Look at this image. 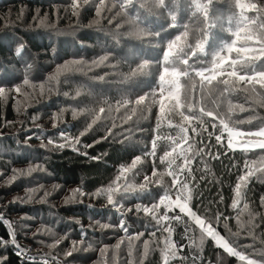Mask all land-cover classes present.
I'll list each match as a JSON object with an SVG mask.
<instances>
[{"label":"trees","instance_id":"trees-1","mask_svg":"<svg viewBox=\"0 0 264 264\" xmlns=\"http://www.w3.org/2000/svg\"><path fill=\"white\" fill-rule=\"evenodd\" d=\"M262 129L264 0H0V264H264Z\"/></svg>","mask_w":264,"mask_h":264},{"label":"rangeland","instance_id":"rangeland-1","mask_svg":"<svg viewBox=\"0 0 264 264\" xmlns=\"http://www.w3.org/2000/svg\"><path fill=\"white\" fill-rule=\"evenodd\" d=\"M257 134L261 137V139L259 141H250V143L248 142L247 145H250V146L264 145V129H262L261 131L257 132ZM236 135H237V133L233 132L231 137H236ZM170 199L172 200L174 205H176L177 207L180 208V210H182V211L186 210V208H185L186 206L184 204H182V201H180V199H178L175 196H173L172 198L170 197Z\"/></svg>","mask_w":264,"mask_h":264},{"label":"built area","instance_id":"built-area-1","mask_svg":"<svg viewBox=\"0 0 264 264\" xmlns=\"http://www.w3.org/2000/svg\"><path fill=\"white\" fill-rule=\"evenodd\" d=\"M169 174H170V177H172L174 180H181L182 179V177L179 174H178V176L174 175L172 171ZM46 264H49V262L47 261Z\"/></svg>","mask_w":264,"mask_h":264},{"label":"snow or ice","instance_id":"snow-or-ice-1","mask_svg":"<svg viewBox=\"0 0 264 264\" xmlns=\"http://www.w3.org/2000/svg\"><path fill=\"white\" fill-rule=\"evenodd\" d=\"M13 243H15V241L13 240Z\"/></svg>","mask_w":264,"mask_h":264}]
</instances>
